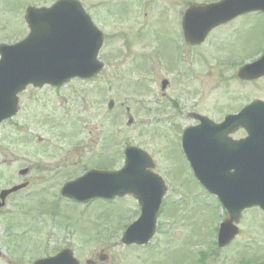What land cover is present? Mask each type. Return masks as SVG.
Returning <instances> with one entry per match:
<instances>
[{
    "label": "rangeland",
    "instance_id": "374dc122",
    "mask_svg": "<svg viewBox=\"0 0 264 264\" xmlns=\"http://www.w3.org/2000/svg\"><path fill=\"white\" fill-rule=\"evenodd\" d=\"M55 1L0 0V43L19 40L18 38L21 39L27 35L29 30L24 16L28 6H50ZM144 1L146 2L143 0H105L107 16L104 11L102 12L104 8L101 7V0H88L87 3L89 5L92 2L95 19L102 21L105 27L102 16H105L109 25L120 21L119 25L111 26V29L116 32L120 30L121 33H139L136 25L129 28L132 23L126 27L123 24L125 17L128 19L126 22L134 21L136 10L143 19L151 13L156 20L154 24L147 22L149 28L141 32L147 38L150 32L168 33L173 27L177 29V21L180 20L177 5L167 2L158 9L155 0ZM117 12L123 20L116 17ZM100 27L103 30L104 27ZM228 29H230L229 33H248V37L241 42L243 50L234 55L235 60L249 59L246 62H250L260 57L264 51V14L248 15L233 23ZM112 34L116 35V33ZM113 42H118V40L114 39ZM198 56L201 65H212L202 50H199ZM128 59L132 60L131 57ZM186 59L189 65L193 63L189 53ZM113 62L109 64L108 69L114 71L113 74L105 76L108 85L113 83V91H108V102L111 98L117 101V107L113 111L110 112L107 108L102 114L97 104L92 106V99L98 100L100 96L95 94L92 99L89 98L88 93H84L89 83H83V86L77 87L75 82L74 87L71 85L64 88L60 97L54 93L45 94V97H42L39 91L29 90L23 97L20 118L1 129L0 160L10 158L9 166L12 172L20 166H28L31 169V176L28 177L31 186L28 188V193L44 189L39 200H46L44 203L57 200L54 203L55 221H52V214L43 210L40 202H37L38 193L21 201L20 215L23 227L22 229L16 227L19 230L16 234L22 233L26 241L23 243V241L16 240L11 244L17 246L23 244L28 252L26 251L21 256H14L12 264L32 263L35 258L47 253L46 248L54 252L57 247L65 246L73 248L79 254L83 264H86L89 259H94V255L101 250L109 255V260L102 264H193L200 256L201 246L198 248V245L201 240L194 231L197 226H202V219L206 224L208 220L214 221L220 215V210L214 200L206 197L203 188L194 178L188 162L182 157L176 132L174 130L167 132V152L173 162L170 169H168L170 164L162 159L163 154L158 151L163 147V143L149 137L153 131L170 127L165 123L160 125L161 117L155 113L156 109L165 107L166 100L159 95L157 100L159 104L156 105L153 103L156 98L150 96L146 89L133 86L131 82L130 84L122 83L121 74L115 71ZM224 64L226 68L219 70L222 74H230V70H236L242 65V63H236L231 66L229 61ZM158 81L157 77H152L150 87L159 93L160 83L158 85ZM223 86L216 79L210 80L208 82L210 93L209 90L204 91L202 101L207 99L206 103L211 104L213 101L210 97L219 90L223 91ZM74 89H79V91L74 93ZM250 93L259 97L264 95L263 90L257 87H252ZM172 95H177L182 102L186 101L176 92H172ZM192 99L188 98V101ZM128 107H131L129 111H127ZM207 108H217V105L212 104ZM45 114L56 117L59 122H51L49 120L51 118ZM75 115L76 120L73 119ZM129 117L134 118V123L130 126L127 124ZM16 124L21 126L15 127ZM31 128L34 131H31ZM152 128L154 130L149 133L148 130ZM9 134L13 135L9 136ZM99 136L107 139L109 150L107 149L104 154L115 160L112 167L118 168L123 164V157L119 155L126 146L136 145L153 150L152 155L158 163L159 174L161 176L167 174L170 177L166 178V181L171 185V189L162 211V224L156 233V235L160 233L162 237L157 236L152 241V246L144 251L138 247H125L120 244L124 232L139 217V207L134 200L96 201L88 207H83L78 204L65 203L60 196V188L64 181L83 175L88 167H101L97 162L98 150L103 149V146L98 144ZM116 138H118L117 141ZM115 148L117 150H114ZM47 193H52V195H46ZM28 200L35 202L29 204ZM45 207L52 208V205ZM195 208L197 210H194ZM42 221L51 222L44 230V234L37 232L38 225L43 226ZM197 221L201 223L196 224ZM72 223L77 230L76 235L70 233L69 226ZM206 227H209L208 231L206 230V241L213 247V223ZM2 228L3 231L10 229L8 223L2 225ZM187 231L191 233L188 234ZM83 239H91L92 246L88 245L84 248L81 243ZM107 241L108 244H105ZM224 253V251L219 252L218 258L222 259ZM235 255L240 256V254Z\"/></svg>",
    "mask_w": 264,
    "mask_h": 264
},
{
    "label": "water",
    "instance_id": "95a60500",
    "mask_svg": "<svg viewBox=\"0 0 264 264\" xmlns=\"http://www.w3.org/2000/svg\"><path fill=\"white\" fill-rule=\"evenodd\" d=\"M256 10L264 11V0H226L206 9L193 8L185 18L188 39H193L191 32L196 26L206 36L215 26ZM210 14L215 16L209 18ZM26 19L31 27L28 38L14 46H0V121L16 114L17 94L28 85L49 83L59 87L74 77H91L102 69L98 53L103 36L77 1L63 0L51 9L31 8ZM261 63L263 60L246 67L243 73ZM236 117L240 121L235 128H229L235 120L232 116L221 125L204 124L184 137V148L196 177L220 197L231 213L237 207L239 211L255 205L264 208V104L254 103ZM239 125L249 128V137L232 142L229 134L236 132ZM151 167L152 161L145 152L128 148L122 171L90 172L66 184L62 193L79 202L136 196L142 215L127 230L123 242L144 244L155 232L167 190L162 179L148 170ZM38 264L79 263L66 252Z\"/></svg>",
    "mask_w": 264,
    "mask_h": 264
},
{
    "label": "flooded vegetation",
    "instance_id": "af4514ba",
    "mask_svg": "<svg viewBox=\"0 0 264 264\" xmlns=\"http://www.w3.org/2000/svg\"><path fill=\"white\" fill-rule=\"evenodd\" d=\"M180 1L182 6L187 9L188 1L189 0H176ZM194 2H200V3H211L217 0H192ZM178 32V33H177ZM216 33H211L210 36L207 38V40L197 46H191L195 47L196 49H203L206 46H210L213 48H220L221 53L227 54V61L232 63L233 61L236 62L234 55L243 50V46L241 45V42L248 37V33H220V36H212ZM264 37V35H263ZM150 39V45H153L155 49H158L156 52V55L161 59V66L163 69L171 75L172 77L179 73L178 75V81L183 82V85L187 87V82L190 79H195L196 82L199 81L200 86L202 85L203 77L202 74H187V69L182 65V62L185 60V58H181L182 50H185V48L188 47V42L186 38V34L182 29H174L171 30L169 33H150L149 36ZM164 48H170L172 49L170 55V61L166 63L163 62L164 58V51L161 49ZM264 49V48H263ZM243 61V60H242ZM140 68L145 69L149 73H152L154 71V67L151 66V64H145L144 66H140ZM119 70H122L119 68ZM171 84H169L168 89L163 92V94L169 93V88L172 86V79ZM264 82V77L250 82V81H241L238 80L239 86L236 89L230 90L225 96H223L220 100H217L215 105H217V108H213L212 111H206L204 110V103L205 101H202V90L201 89H191L189 91H185V97L186 102L182 105V103H177L175 100H173V104L175 105L176 109V115L177 117H180L183 119V123L185 124L182 129L186 128H197L203 125V122L199 119V114L205 115L204 113H207L210 118L215 120L218 124L222 123L225 119V117L228 114H237L239 113L245 106L251 104L253 101L251 98L250 93V87L252 83H259ZM192 87L197 88V86L194 84ZM188 98H193L192 100L188 101ZM182 105V107H181ZM206 115V116H208ZM248 125H251V122L247 123ZM233 127V126H232ZM249 133L247 130L240 128L237 130L234 134H232V140H241L244 139L246 136H248ZM181 148V155L182 157L188 161L186 153L183 152L182 147ZM226 151V150H225ZM26 169V168H24ZM22 168L16 169L14 171L15 174V182L12 183V171L9 169V183L7 187H1L0 186V197L1 193L3 191L9 190L13 186H16L22 182L23 176H22ZM18 177V178H17ZM22 179V180H21ZM26 189L20 190L18 192H15L11 195H9L5 201L0 200V224L2 221L7 222L8 220L12 219V215H16V213H12V209L17 211V209H20V202L22 201L23 194ZM244 212V215L246 212ZM243 215V216H244ZM20 213L17 218H14L15 220H19ZM244 218L242 217L240 223H239V238L231 243V254H240L242 255L243 252L246 250V248L249 246V240H251V233L248 229L243 225ZM262 231V230H261ZM224 250V249H223ZM207 256V255H206ZM208 260V258H206ZM214 262H217L218 260L214 259Z\"/></svg>",
    "mask_w": 264,
    "mask_h": 264
}]
</instances>
